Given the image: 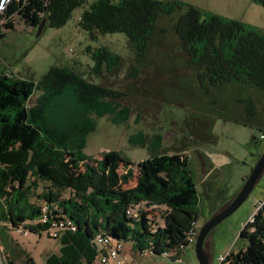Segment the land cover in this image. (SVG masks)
Wrapping results in <instances>:
<instances>
[{"label":"trees","instance_id":"1","mask_svg":"<svg viewBox=\"0 0 264 264\" xmlns=\"http://www.w3.org/2000/svg\"><path fill=\"white\" fill-rule=\"evenodd\" d=\"M254 1L264 6V0ZM84 2L13 0L1 14L7 18L4 28H14V15L33 29L42 19L45 26L59 27ZM204 14L180 0H95L82 11L78 26L91 39L97 33L123 32L135 57H141L151 48L160 20L168 17L203 88L232 85L264 94V31L240 19ZM87 51L94 73L121 64V56L105 46ZM123 96L68 66L51 65L37 81L0 71V224L47 234L55 221L68 220L73 227L54 238L58 252L48 254L44 264H92L114 245L123 249L125 241L131 249L178 260L191 244L202 197L188 154L161 150L159 133L148 143L154 152L135 165L116 150L98 157L83 151L97 118L106 116L116 124L129 120L131 109L122 104ZM238 101L246 114L243 123L249 124L259 113L258 104L253 96ZM129 140L143 145L145 132L139 129ZM239 238L244 244L219 264H264V201ZM7 264L16 263L7 259ZM23 264L36 263L26 256Z\"/></svg>","mask_w":264,"mask_h":264},{"label":"rangeland","instance_id":"2","mask_svg":"<svg viewBox=\"0 0 264 264\" xmlns=\"http://www.w3.org/2000/svg\"><path fill=\"white\" fill-rule=\"evenodd\" d=\"M93 1L85 0L83 5L75 7L64 25L44 26L38 36L36 29L26 26L16 15L11 17L14 28H4L7 18L1 15L4 10L1 11L0 31L5 34L0 38V71L37 81L49 66L62 65L89 81L122 91L121 102L131 109L129 120L116 124L106 116L97 118L95 130L87 136L84 153L98 157L103 151L116 150L135 165L154 152L148 143L154 134H161V150L181 151L192 160L202 197L199 231L235 198L264 152V94L232 85L203 88L180 48L179 39L171 29L172 19L168 17L160 20L151 48L141 57H135L123 32L97 33L91 39L78 26V19ZM180 1L198 6L205 17L218 13L264 31V6L254 0ZM100 46L121 56L117 69L109 72L104 69L101 74L92 71L94 60L87 47L95 51ZM248 96L256 100L259 113L245 124L244 106L238 100ZM139 129L145 132L143 145L129 140ZM122 169L120 165L119 171ZM133 184L134 180L128 185ZM263 201L264 173L243 204L207 235L205 251L209 264H219L229 251H236L244 244L239 234L246 223L253 221ZM130 244L125 241L122 249L126 264H200L195 244L185 247L178 260L134 250ZM58 246V240L45 232H19L0 224L1 264H7V259L23 264L26 256L32 257L36 264H44L48 254L58 252ZM92 264H101L98 256Z\"/></svg>","mask_w":264,"mask_h":264},{"label":"water","instance_id":"3","mask_svg":"<svg viewBox=\"0 0 264 264\" xmlns=\"http://www.w3.org/2000/svg\"><path fill=\"white\" fill-rule=\"evenodd\" d=\"M11 0H0V12L3 11ZM45 26V19H42L39 25L36 27V36H38L41 30ZM5 32L0 31V38L3 37ZM264 173V152L260 155L256 165L253 167L250 175L245 180L242 188L235 196V198L228 203L221 211L212 216L206 221L199 229L197 240L195 243L196 255L200 264H209V258L205 251L207 245L206 238L209 232L223 219H225L230 213L239 208L243 202L249 197L251 191L256 186L261 176Z\"/></svg>","mask_w":264,"mask_h":264},{"label":"built area","instance_id":"4","mask_svg":"<svg viewBox=\"0 0 264 264\" xmlns=\"http://www.w3.org/2000/svg\"><path fill=\"white\" fill-rule=\"evenodd\" d=\"M264 138V134L262 135ZM44 221V219H43ZM71 226L70 221H58L52 224V227L49 229L48 234L53 238H58L60 233L64 228ZM73 229V227L71 226ZM24 232V231H19ZM198 229L197 231H191L189 234V241L191 244H195L198 236ZM99 242H106L107 239L98 237ZM222 259H224L222 257ZM98 260L101 264H126V259L122 255V246L120 244L114 245L111 248L107 249L105 252H101L98 254Z\"/></svg>","mask_w":264,"mask_h":264},{"label":"bare ground","instance_id":"5","mask_svg":"<svg viewBox=\"0 0 264 264\" xmlns=\"http://www.w3.org/2000/svg\"><path fill=\"white\" fill-rule=\"evenodd\" d=\"M0 264H1V262H0Z\"/></svg>","mask_w":264,"mask_h":264},{"label":"crops","instance_id":"6","mask_svg":"<svg viewBox=\"0 0 264 264\" xmlns=\"http://www.w3.org/2000/svg\"><path fill=\"white\" fill-rule=\"evenodd\" d=\"M130 248H131V246H130Z\"/></svg>","mask_w":264,"mask_h":264}]
</instances>
